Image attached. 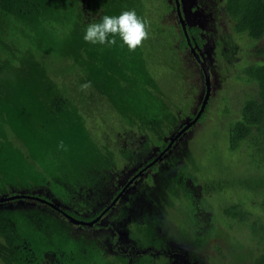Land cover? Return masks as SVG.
<instances>
[{"label":"trees","instance_id":"obj_1","mask_svg":"<svg viewBox=\"0 0 264 264\" xmlns=\"http://www.w3.org/2000/svg\"><path fill=\"white\" fill-rule=\"evenodd\" d=\"M130 9H135L139 16L146 19L142 0H0V154L4 155L11 146L20 147L15 139L23 138L32 154L22 158L29 162V159L32 162L39 161L42 157L39 152L47 153L46 151L55 148L70 126L76 129V122L71 120L73 116L68 111L78 106L77 96L95 100L101 94L109 96L117 88L119 93L129 92L131 96L135 95V99L140 101L139 114H143L148 108L152 109V119L149 118L147 122L152 123L151 132L155 137V144L160 146V151L168 148L172 142L168 138L174 132L178 134L190 112L187 106L181 110L174 104L176 98H180L179 95L174 96L168 89H159L160 80L156 79L147 61L151 46L143 43L135 51H129L126 46L122 47L118 39L116 46L100 51V45L88 44L83 39L87 23L98 21L103 15H119ZM225 10L234 21L236 32L247 33L254 40L264 39V0H225ZM188 29L193 45L205 61L197 48V44L203 46L204 42L201 39V27L188 26ZM180 30L182 46L191 50L181 22ZM223 37L221 44L227 39L226 36ZM225 45L222 55L228 58L231 50H228L226 43L223 46ZM174 68L175 65L172 70ZM241 71L249 79L248 83L254 92L246 99H241L239 117L229 118V147L232 151H237L246 144L250 153H256L264 162V63L247 65ZM222 72L226 70L223 68ZM240 76L238 79H241ZM123 78L129 83L125 92L119 85ZM86 82H91V88L81 91L80 86ZM60 85L63 86L62 89ZM195 89L197 90V84ZM71 92L74 94L73 98H70ZM142 92L147 97L143 98ZM227 98L223 112L229 117L231 111ZM61 112L70 117L66 126L51 117ZM204 118L203 113L196 124ZM183 136L185 134L173 142L172 152L165 160L157 161L147 170V178L137 184L128 200L112 215L114 223L121 224L120 230L126 233L131 248L137 254L140 253L134 263L127 253L110 255L101 247L106 240L113 244L118 242L120 235L114 231L113 234L109 229L103 236L87 233L77 235L74 232V224L69 222L65 212L76 218L94 220L106 210L103 203L112 193L105 190L104 194L96 196L93 195L96 188L92 190L77 185L76 193L81 195L77 194L76 201H73L75 196L71 195L73 200L70 198L68 207L61 205L63 212L47 205L53 211L49 212L41 208L43 203L39 201L29 208L0 207L2 264H158L159 260L165 261L166 258H159L156 254L167 252L172 240L184 243L194 252V256L199 254L200 238L188 234L186 230H174L166 219L171 201H174L177 193L183 195L187 188L186 176L194 177L188 173L186 165L179 163L181 158L186 162L194 158L190 151L182 149ZM79 139L76 151L80 152L81 157H76L77 166L81 176L88 178L87 182L84 180L83 183L82 180L80 185L92 180L98 182L96 187H99L104 184V177L113 178L114 169L105 170L102 161H96L92 165L89 157L97 151L88 149L84 141L80 142ZM6 158V162L0 160L8 168L5 178L0 179H6L10 185L20 184L23 180H16L27 176L26 172L13 170L16 160L11 161L10 156ZM31 176L33 178L29 183L36 192L39 189L48 190L58 202L62 200L48 178L40 182L35 174ZM117 179L118 176L116 181ZM134 183L135 181L132 185ZM4 192H7L6 188ZM41 197L54 202L52 197L44 194ZM261 205L264 207V197ZM101 207L103 211H98ZM221 209L227 218L244 226L256 242L260 252L252 264H264V219L255 216L254 211L249 210L241 201L228 202ZM111 211L108 210L105 215H110ZM89 213L92 215H87ZM95 227L98 228V224ZM110 227L111 225L107 226ZM181 234L185 236L183 241L179 238L182 237Z\"/></svg>","mask_w":264,"mask_h":264},{"label":"rangeland","instance_id":"obj_2","mask_svg":"<svg viewBox=\"0 0 264 264\" xmlns=\"http://www.w3.org/2000/svg\"><path fill=\"white\" fill-rule=\"evenodd\" d=\"M142 3L147 14L146 19L150 22L149 38L144 41L152 48L147 60L148 65L156 79L160 80L159 89L161 91L168 89L174 96L179 95L180 98L174 99V104L181 110L182 107L189 108L190 116L188 115L183 121L185 124L195 118L207 94L203 69L191 50L182 46L183 37L175 0H142ZM181 8L189 27H201V39L204 42L203 46L197 44V48L210 69L212 90L204 111L205 118L188 129L181 139L184 143L182 149L190 151L194 158L189 162L181 158L179 163L186 165L188 173L194 177L186 176L187 188L183 195L177 193L174 201H171L166 219L167 224L172 225L174 228L172 226L171 228L174 230H186L188 234L197 235L201 240L200 251L194 256V252L184 243L172 240L167 252L155 254L159 258H166V262L161 259L158 264H204L205 261L207 264H252L260 252L256 242L244 226L227 218L221 208L228 202L241 201L249 210L254 211L255 216L264 219V207L261 205L264 197V162L256 153H250L246 144L239 150L232 151L229 147L228 129L229 118H237L241 113V99H246L254 92L248 83L249 79L245 78L241 69L247 65L264 63V39L254 40L247 33L236 32L234 21L225 10V0H181ZM223 35L227 39L221 44ZM225 43L229 47L228 50H231L229 59L222 55V48L226 47L223 46ZM106 48L100 46V51ZM225 58L228 64L225 63ZM173 65L175 70H172ZM223 68L226 72H222ZM239 76L241 79H238ZM119 85L125 92L129 83L123 78ZM60 88L62 89L63 86L60 85ZM142 93H144L143 98L147 97L145 92ZM73 96L71 92L70 98ZM226 97L229 98L231 111L229 117L223 112ZM76 102L78 106L68 112L73 116L71 120L76 122L77 127L73 129L70 126L61 138L67 145L68 151L60 150L55 146L50 151H46L47 153L39 152L42 155L41 159L36 162L29 159L32 162L30 163L25 158L32 154V150L26 146L25 139L16 138L15 142L21 148L11 146L4 155L0 154V160L3 162L8 161L6 156H10L11 161L15 159L16 167L13 170L25 171L27 175L16 180L17 182L23 180L20 184L10 185L6 179L3 181L8 168L0 162V177H4L0 179V198L18 193L31 196L38 193L40 197L44 194L53 198L51 191L34 190L29 182L33 178L31 175L35 174L40 182L48 178L54 189L62 196L59 202L56 198H53V201L65 208L68 207L67 203H70L71 195L75 196V200L71 198L73 201L78 198L77 194L81 195L76 193L77 185L92 190L96 188L93 193L96 196L104 194L105 190L112 191L110 199L112 195L115 196L120 186L127 184L131 177L139 173L142 166L167 149L160 151V146L155 144V137L151 132L152 123L147 122L149 118L152 119V109L148 108L146 112L139 114L140 101L135 99V95L131 96L129 92L119 93L117 88L109 96L104 97L101 94L95 100L77 96ZM51 117L53 120L61 121L65 126L70 119L64 112ZM39 123H41L40 119ZM175 136L174 132L168 139H173ZM77 139L80 142L84 141L88 149L97 151L89 157L92 165L96 161H102L105 170L114 169L112 179L104 177V184L99 187H96L98 182L92 180L80 185L82 180L84 183L88 178L81 176L77 166L76 157H81L80 152L76 151ZM171 150L172 148L163 154L159 161L165 160ZM148 174H144L134 183L121 203L128 200L129 195L136 190L137 184L145 180ZM5 188L7 192H4ZM121 192L122 190L119 194ZM36 201L18 199L0 204V207L29 208L35 206ZM108 202L105 201L103 206ZM120 207L119 204L112 209L111 214L100 222L101 227L88 225L87 228H82L74 224V232L77 235L82 233L105 235V230L101 229L115 224L112 215L117 213ZM41 208L53 212L44 204ZM120 225V223L116 224L118 230L121 228ZM126 236L123 231L117 243L113 244L106 240L101 247L110 255L127 253L134 263L140 253L137 254L136 250L131 248ZM181 236L179 238L185 240V236L182 234Z\"/></svg>","mask_w":264,"mask_h":264},{"label":"clouds","instance_id":"obj_3","mask_svg":"<svg viewBox=\"0 0 264 264\" xmlns=\"http://www.w3.org/2000/svg\"><path fill=\"white\" fill-rule=\"evenodd\" d=\"M181 1V0H180ZM150 22L139 16L135 9L124 10L119 15H103L98 21L85 25L83 39L91 45L103 47L116 46L117 40L129 51H135L149 38ZM91 88V82L80 86L81 91ZM60 150L68 151L67 145L60 141Z\"/></svg>","mask_w":264,"mask_h":264},{"label":"water","instance_id":"obj_4","mask_svg":"<svg viewBox=\"0 0 264 264\" xmlns=\"http://www.w3.org/2000/svg\"><path fill=\"white\" fill-rule=\"evenodd\" d=\"M177 3V11L179 14V19L182 25V29L184 31L185 37L187 39L188 45L191 47V52L195 55L196 59L198 60V62L200 63L202 69H203V73L205 76V82H206V86H207V94L205 99L202 102L201 105V109L199 110V112L197 113V115L195 116V118L187 123L184 124V126L181 128V130L178 132V134H176V136L172 139V142L170 143V145L168 146V148L158 157L155 158L154 161H152L151 163H149L147 166H145L141 171H139V173H137L129 182L128 184L124 187V189L122 190V192L115 198L113 204H115L120 198L121 196L127 191V189L130 188L131 184L135 181V179L139 176H141L143 174V172L148 169V167H151L153 164H155L157 161H159V159L162 157L163 154H166L168 152V150L172 147L173 142L178 139L182 134L186 133V131L188 129H190L193 125H195L199 118L202 116V114L204 113L207 105H208V101L211 97V90H212V82H211V73H210V69L208 68L206 62L202 59L201 55L197 52L196 50V46L193 45V38L189 32L188 29V24H187V20L184 18L183 12H182V8H181V1L180 0H176ZM25 200V199H33V200H37L41 203H44L50 207H52L55 210H59L61 212H63V209L61 207V205L59 203L56 202H51L49 200H46L40 196H31V195H27V194H14L11 196H4L0 198V204H4L6 202L9 201H15V200ZM112 207V206H111ZM109 210V208H107L106 210H104L98 217H96L94 220H81L79 218H76L75 216L69 214L68 212H65V216L66 218L73 224L76 225H89V226H94L96 223H98L103 216L105 215V213Z\"/></svg>","mask_w":264,"mask_h":264},{"label":"flooded vegetation","instance_id":"obj_5","mask_svg":"<svg viewBox=\"0 0 264 264\" xmlns=\"http://www.w3.org/2000/svg\"><path fill=\"white\" fill-rule=\"evenodd\" d=\"M183 125H184V124H183ZM155 157H156V156H155ZM148 163H149V161L146 163L145 166H147ZM145 166H142V167L139 169V171H141ZM150 168H151V167H149L148 169H146V170L143 172V174H142L141 176H143L144 174L148 173L147 170H149ZM135 175H136V174H135ZM135 175H134V176H135ZM134 176H133V177H134ZM141 176L137 177V178L135 179V182H136ZM133 177H131V179H132ZM131 179H130V180H131ZM130 180H129V181H130ZM129 181H128V182H129ZM128 182H127V184H128ZM127 184H125V185H123V186H120V187L118 188V191H119V190L121 191L122 189H124V187H125ZM132 184H133V183H132ZM132 184H131L130 188L133 186ZM130 188H129V189H130ZM129 189H127V191H128ZM118 191H117V193L119 194L120 191H119V192H118ZM127 191H126V192H127ZM126 192L121 196V198H120L115 204H113V202H114V200H115L114 198H115L118 194L115 193V196L112 195L111 198H110L109 200H111V199L113 198V196H114V198L111 200V202H110L109 200H107L106 202H108V201H109V202H108V204H107L105 207L109 208V210H110V209L112 210V209L115 208L117 205H119V204L122 205L123 203H121V202H122L121 200H122V198L125 197ZM116 194H117V195H116ZM43 204H44V203H43ZM44 205L47 206L46 204H44ZM111 206H112V207H111ZM107 208H106V209H107ZM100 210L103 211L102 208H100L98 211H100ZM106 216H109V214H108V215H104L103 218H102L98 223H96L95 225L98 224V226L101 227L99 224H100V222H101ZM97 217H98V216H97ZM79 219H80V218H79ZM81 220H85V219L83 218V219H81ZM86 221H87V220H86ZM95 225L92 226V227H95ZM79 226L82 227L81 225H79ZM84 226H88V225H84ZM95 228H96V227H95ZM109 229H111L112 231H114L115 233H117V234H119V235H120V233H122L121 230H118L119 228L116 226V224H111V227H110V228H107V227H106V228H102L101 230H103V231L105 230V232H106V231H108Z\"/></svg>","mask_w":264,"mask_h":264}]
</instances>
